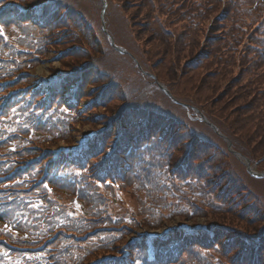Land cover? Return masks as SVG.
I'll use <instances>...</instances> for the list:
<instances>
[{"label": "trees", "instance_id": "1", "mask_svg": "<svg viewBox=\"0 0 264 264\" xmlns=\"http://www.w3.org/2000/svg\"><path fill=\"white\" fill-rule=\"evenodd\" d=\"M66 1L70 2L71 6L79 12V14H83L86 17V19L81 17L80 21H76L73 26L84 21L85 25L82 24L81 34H75V36L69 34L66 36V40H63V37H61L63 33L54 34L51 39L52 48L54 50L66 49L68 46L79 44L81 40H83L81 43L86 45L88 50L80 54L77 50L72 49L62 55L60 58L62 60L68 57L72 58V60L68 62L69 64L65 65L67 68L62 69L64 71H84L83 78L88 79L92 74L99 73V67L105 71L100 70L102 74H104L103 82L108 85L103 97L112 94V96L107 99L108 102L112 100H122L123 103L128 101L127 108L124 110L120 109L121 113L119 117L123 116L127 118L131 114L134 119L127 130L120 132L121 136L119 138V147L116 150L117 154L124 151L122 147H128L135 142V137L129 135L130 131H135L136 128L145 121V127L148 133L145 140L150 141L154 148L157 147L166 151L167 156L171 159L178 158L177 153L180 149L183 150L179 144L180 139H182V143L185 142L187 144L185 151H183L180 156L189 152L190 158L192 159H201L203 157V150L206 145L202 139V128L200 129L197 125L201 122L190 120L191 118L188 119V117L185 120L182 119L180 113L184 108L179 106L176 100L180 102L183 101L190 105L195 104L192 101H188V98L174 93L170 87L171 80H184L191 86L192 90L197 91L199 95L200 86L198 84L205 82L207 85L205 88L208 90L204 95L200 96L201 106L199 108L220 130L230 139L232 138V141H235V138L239 137L242 147H237L239 151L246 153L244 148L247 143V138L250 136L248 131L249 126L252 120L255 122L256 126H258V122L262 121V112L264 113V21H262L264 16V3H259L254 8L253 6L249 8L243 6L239 9V0H231L228 5L226 3L228 6L226 7V11L228 12L229 9V11L232 12L231 17L236 20V24L240 21V23H242L241 26L243 28L246 27L244 23L248 22L250 15H253L258 22V27H256L257 32H259V29L261 32L260 45H258L260 47L258 48L259 55L255 59H248L250 47L253 46V44L249 42H252L253 39L250 35L245 36V33L239 31L238 27L233 29H221L220 31L214 30L216 33L207 40V45L209 44V47H205L201 53L199 52L197 36L200 33V28H198L200 21L202 22L203 20L209 19L210 15L206 16V14H210V8L213 10L220 9L219 5L222 0H200V4H193L190 0H107L106 25L108 31L115 37L116 43L126 47L133 56H136L143 69L154 73L158 79L171 90L175 100L167 96L151 76L143 75L140 71H138L140 76L148 83L149 87L152 88L153 93L143 96L140 95L139 92L134 94L133 90L129 91L123 89L120 79L124 78V73L117 68V65L120 63L111 64L108 58L111 52H115L119 55L122 54L111 47L108 37L102 28L100 14H96L95 8L93 9L91 7L92 5H96V3L102 5L101 0ZM195 2H198V0H195ZM130 10L133 11L131 12ZM96 16L99 23L98 27H96L95 23L91 20ZM142 16H144V18ZM88 17H91V19L89 20ZM109 17H111L110 20H108ZM112 18L124 19L126 21V26H123ZM193 22L198 24H195L197 27L195 29H193ZM79 29L80 26L76 28V31ZM129 37L133 45L130 48L119 41V39H126ZM97 38L105 43L107 52L104 54H102L101 48L98 49ZM194 45L196 51L193 53V56L190 57V60H188L189 54L183 58H186L189 66L188 68L200 67L205 69L204 73L198 76L195 69L188 70V68L184 69V67H179L181 70L179 74L169 73L171 71V65H177L174 61V54H182L186 48H193ZM77 56L80 57L79 60L75 59ZM170 57H172L173 60ZM194 57L200 61V66L194 64ZM159 67H163L164 75L157 71ZM261 68L262 71H258ZM205 72L207 74H205ZM213 72L215 73L214 76L211 75ZM223 80H225V82L221 84L217 96L213 93L211 95L213 100H211L209 97L210 92L215 88L218 82ZM188 82L192 83L189 84ZM118 87L123 91L122 94L118 93ZM181 87L189 92L186 86ZM115 90H117L118 93L117 98L113 97ZM138 90L140 91L142 88L140 87ZM64 94V92L59 94L61 99H66L64 98ZM156 95L163 96L166 102L169 103V107L158 103V101L154 99ZM247 96H250V99H248ZM239 97L240 100H237ZM132 100L133 102H131ZM119 105L120 104L117 103V106ZM174 106L180 107V109L174 110ZM77 114L79 117L84 113L78 112ZM146 115L148 116L147 123L144 118ZM87 117H91V115ZM95 119H97L96 116ZM207 133L210 134V132H206L205 134ZM258 136L262 137V134L260 133ZM112 137L113 135H110V141ZM63 139L67 142H73V139H70L69 136ZM107 146L108 145H106V147ZM86 153L87 155L82 156V159L89 158L90 153L88 151ZM48 159L51 158L48 157ZM164 162L165 159L157 160L158 164H163ZM100 165L101 164H99V166ZM210 167L214 169L215 165L212 164ZM95 171L97 172L98 170L95 169ZM146 185V181L142 182L143 189L149 190L148 193H154L157 188L153 184L148 185V188ZM194 196L195 195H191L190 200H192ZM153 201H156L158 205L166 204L165 199H156ZM110 204L111 203L106 202L103 203V205H105L103 209L102 205L98 206L97 208L100 211L96 213L102 214L103 212L107 214L110 209ZM241 208V210H235L234 214L240 219L250 221L249 223H245L237 218L234 219L233 216H231V219H225L231 221L230 223L220 222L219 219L218 221H214L216 223L242 228L245 234H247L246 231L252 234L253 232H251V229L257 234H263L264 232L258 228V226L264 223L259 224L258 221L263 220L264 222V212H262L263 216H261V214H254L252 218H248L246 216L247 213L244 214L245 206ZM233 209L234 206L230 208V212ZM247 210L248 213L259 212L254 206L246 207V212ZM53 225L54 224H50L46 228H48L50 232H54L56 248L59 251L62 250V255L60 256L61 260L58 261L59 257L57 256L55 259L56 264H100L99 259L101 257L111 254L110 252H119V247L110 246L106 248L103 241L100 243L99 247H97V244L94 243L93 240L87 237L84 238L85 232L82 230L81 223L73 226H68V224L64 225L68 226L65 233L59 232L56 228L51 227ZM89 231H91V229H89ZM248 238L252 239V237ZM73 241L80 244L81 249L79 252L71 250L70 246ZM64 253L66 254L63 255Z\"/></svg>", "mask_w": 264, "mask_h": 264}, {"label": "rangeland", "instance_id": "2", "mask_svg": "<svg viewBox=\"0 0 264 264\" xmlns=\"http://www.w3.org/2000/svg\"><path fill=\"white\" fill-rule=\"evenodd\" d=\"M193 4H200V0H198V2H195V0H190ZM231 0H222L219 7L220 9L218 10H213L210 8V14H206L210 15L209 19L207 20H203L202 22L200 21L199 27L200 28V33L197 36V40L199 43V48L200 52L205 48V47H209V44L207 45V40L210 39V37L216 33L214 30H218L220 31L221 29H233L235 27L239 28V31H241L242 33H245V36L250 35L252 36L253 41L249 42L252 43L253 46H251L250 48V53L248 55V59H255L256 57H258L259 55V50L258 48H260L258 45H260V29L259 32H257V21L255 19V17L253 15H250V19L248 20L247 23H244V26L246 27H242L240 23V21L236 24V20L232 19L231 15L232 12L226 11V7H228V3ZM264 1V0H263ZM255 0H239L238 3V9L242 8L243 6H245L246 8L252 7L254 5ZM180 3V2H178ZM227 3V5H226ZM93 9L95 8V12L96 14H100L101 15V10H102V5L99 3H96V5H92L91 6ZM237 9V12H238ZM131 12L133 10H130ZM251 11V10H250ZM227 14V15H226ZM226 15V16H224ZM144 18V16H142ZM111 17H109L108 20H110ZM88 19L90 20L91 17ZM113 20H115L116 22L122 24L123 26H126V21L122 18L116 19V18H112ZM96 27H98V20H97V16L93 17L91 19ZM81 24L85 25V21ZM196 22H193V29L197 28ZM198 25V24H197ZM62 30V28H61ZM2 34L0 35L1 38V43H0V47L1 45L9 48V49H26V48H30L31 45L29 44L31 38H33L34 36L31 35L30 33L26 32V29H20L17 27H14L13 29H11L10 31H12L9 35L5 34L6 29L1 30ZM98 49L101 48L102 50V54H104L106 51L105 48V43L102 42L100 39H98ZM119 41L122 44H125L126 46H128L129 48L132 47V41L131 38H126V39H119ZM195 42V40H194ZM107 45V44H106ZM193 51V52H192ZM196 51L195 45L194 47H189L186 48L184 52L181 53H177L174 54V61L176 62L177 65L172 64L171 65V71L169 73H174V74H179L180 73V69L179 67L182 66V64H186V58L184 59V56H187L188 54L189 59L190 57L193 56V53ZM52 53L49 54V56H47L46 58H44L43 61H39V63L37 64L36 68L32 70V72H35L32 76V82L35 79H41L44 82L47 81H51L52 79L54 80L55 78V72L56 70L58 71L60 68H67V66L65 67V65L69 64L68 62L72 60V58L68 57L67 59H60V60H54L55 58V54H53V50L51 51ZM83 54V53H82ZM110 56L109 61L111 62V64H115V63H120L119 65H117L118 70H122L124 75L122 79H120L121 82V87L125 90H133L134 94L136 92H139L140 95H150L153 93L152 88L149 87L148 83L145 82L142 77L139 74V68L137 66V64L134 62V60L130 57V56H122L119 55L115 52H111L109 54ZM0 57H12L9 56L7 54H4L3 52L0 53ZM196 57V56H195ZM194 57V64H198V66H200V61L195 59ZM172 60L173 58L170 57ZM50 59H52L51 61H49ZM76 60H79L80 57H76ZM188 65H185V68H188ZM26 69H28L27 67L22 68V72H25ZM189 69H195L196 74L198 76H200L202 73H204L205 69L203 68H188ZM187 70V71H188ZM262 71V68L259 69L258 71ZM157 71L164 75V70L163 67H159L157 68ZM184 71V70H183ZM152 73V72H151ZM205 74H207L205 72ZM211 75H215V73L213 72ZM30 75H27L25 77H23L20 80H14L16 81L13 85H11L9 88H14L16 86H20V85H26L30 82V80L27 79V77H29ZM191 76V75H189ZM130 80V81H129ZM181 82V84H180ZM225 82V80L218 82L217 85L215 86V88L210 92L209 97L211 100H213V98H211V95L214 93L216 96L218 94V90L220 89L221 84H223ZM94 82H91V84H93ZM189 84L192 82H188ZM41 85V83H40ZM200 86V95L197 94V91L192 90L191 86L188 85L184 80H179V81H175V80H171L170 81V87L172 88L173 92L176 93L177 95H180L184 98H188V101H192L196 107H200V96L204 95L207 90H206V84L205 82H202L201 84H198ZM181 86H186V88L189 90L186 91L184 89H182ZM37 87V84H35L34 88ZM140 87L142 88V90H138L140 89ZM87 88V85H86ZM8 90V87L7 89ZM85 92V91H84ZM118 93L122 94L123 91H121V88L118 87ZM117 90H115L114 98H117ZM94 92L87 91V93L84 94V97L81 99V108H84V105L87 104L88 101H90V99H93ZM82 96V95H81ZM123 97V96H122ZM248 99H250V96H247ZM154 99H156L158 101V103H161L162 105H166L169 107V103L166 102V100L163 98V96L160 95H156L154 97ZM237 100H240V97L237 98ZM133 102V100L131 101ZM118 104H122V106H127L128 101H125L124 103L122 102V100H112L107 102L104 105H96V104H92L89 106H86V109L84 108L81 116L77 117V119L75 118L74 120V124L71 126V128L68 129V135L70 134V136H74L75 139L73 140V142H66L63 140V138H60V141L57 143L58 145L61 146H67V145H73L74 148H81L82 145H84V143H86V139L88 136H90V134H94L95 131L102 129L103 127L106 126V123L108 121V119L111 118V115H116L119 114L118 112H120V105L117 106ZM171 107V105H170ZM174 110H179L180 107H173ZM96 113H98L101 117L100 119H95ZM85 115H91V117H87ZM180 116L182 119H186L188 117V119H193L194 121H199V117L197 116V113L193 110L191 111L190 109H185L183 111H181ZM190 119V120H191ZM92 120V121H91ZM0 125L6 126L10 129H16L19 128V124L17 123V116H15V114H9L6 118L5 121L0 122ZM199 126V128L206 130L205 127H208L205 123H198L197 124ZM209 131H210V135L212 136L211 138L213 139V141L215 142V145H213V147H207L203 150L204 153L207 154H212V155H217V158L213 161H211V163H217L216 160L221 159L224 162V165H221L219 167V169H223L226 168V166H228V168H230V172L234 177H237V182H238V189L236 194H233L231 198L228 199L229 204H232L234 206V209L230 212L229 207H226L223 210H215L212 207H208L205 204H203L200 200L191 199V196L189 195V200L185 199V202L189 204V209L191 208L192 210H186L184 208H182L181 206V196L179 192H174L172 191L169 194V197L172 201V204H170V206L168 207V209H164L162 207V205H158L156 201H153L151 199H149L148 197H146V195L144 193H140L139 195L136 194V192L133 191V188H126L123 189L122 191V195H123V205L124 208L128 211V215H131L133 218L134 216L136 218H134L135 220V224L137 225L138 230L140 233H144V231L146 230H151L150 233H159L161 231H164L165 229H167L168 227H177L182 223H185L186 225H204L205 222H211V221H219L223 222V223H230L231 221L229 220H225V219H231V216L234 217V219H239L242 220L245 223H249L250 221H246L243 219H240L236 216V214H234L235 210H241L243 205H247L250 201L252 203V205H256L259 206L261 208L264 207V181H256L253 178H251V176H249L246 173V170L244 169V165L240 162V161H236L233 160L231 158V156L229 155V153H227L226 151L228 150L229 147H227L225 145V142L220 139V137H218L215 133H214V129H211L210 127ZM249 134L250 136L247 138V143L245 146V151H246V155L250 156L251 158H253L252 162L255 165V169L258 171H263L261 169H263L264 167V161H262V155L261 154L263 152L264 149V123L259 121L258 122V126H256L255 122L252 120L250 126H249ZM73 132V133H72ZM262 134V137L258 136L259 134ZM111 134L108 135V137H110ZM66 138V137H64ZM236 140L233 141L234 142V146H240L242 147V143L240 142L239 137L235 138ZM182 139H180L179 144L181 145V147L183 148V150H179V152L177 153V156L180 157V154L185 151L187 144L184 142L182 143L181 141ZM245 143V142H244ZM47 145V143L45 144ZM219 149V150H216ZM89 152H91L90 158H88V162L90 163V165L92 166L93 169H97L99 166V161L102 157V149L100 147H97L96 149H91L89 150ZM230 152V151H229ZM99 159V160H98ZM238 159V158H237ZM210 164V163H208ZM208 172L207 175H209L208 179L213 182L214 180L212 179L211 176V171H210V167H207ZM218 169H213L214 173H216L214 175L215 181L218 180L219 181V185L220 186H224L225 181L224 179H219L218 178ZM95 172V171H94ZM172 173L175 176H178L180 178L181 174L178 171L172 170ZM197 176L196 173L194 171H192L189 175V180H192V176ZM197 178V177H196ZM182 179H177L176 183L178 185H181L180 181ZM245 185H244V184ZM171 187H174L173 182L171 181L169 184ZM191 185H195L194 183ZM134 187V186H133ZM98 190L97 194L100 196L103 195L105 197H109L111 196V194L113 192H109L110 189H103V187L101 186H94V190ZM212 191L214 192L215 190ZM216 193V192H214ZM242 196H244L242 199ZM61 199L62 202L64 203V205L71 210L69 204L72 201V196L69 195L68 191H61ZM75 210L77 212H75L76 215H82L85 211V208L83 206H81L78 202L75 203ZM169 212H171V217H165V215L169 214ZM72 215L74 216V212H72ZM89 215H87L86 217H88ZM253 214H250L248 216V218H252ZM224 219V220H221ZM259 224H263V220L258 221ZM140 224H142L143 226H141ZM127 227V226H126ZM132 227V228H131ZM136 228V226H128L125 230L127 232L128 235H130V229ZM235 247H232L229 251V254L225 252V247H223L222 251H217V252H213V250H210V252H208L210 255L212 256H217L220 258V263L221 264H239L238 262H234V259H232L231 257L232 254L235 251ZM228 252V251H227ZM188 255H193V256H197V259H200L201 253L200 251L196 252V251H189L187 253H185V259H187ZM184 262H188L183 260ZM242 264H245L244 262H242Z\"/></svg>", "mask_w": 264, "mask_h": 264}]
</instances>
